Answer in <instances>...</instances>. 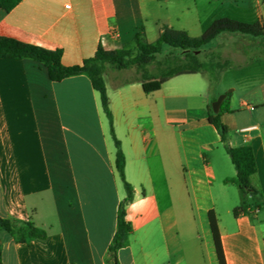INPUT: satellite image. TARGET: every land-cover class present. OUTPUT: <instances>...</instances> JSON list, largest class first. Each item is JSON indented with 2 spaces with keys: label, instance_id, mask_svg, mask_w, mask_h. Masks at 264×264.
I'll return each instance as SVG.
<instances>
[{
  "label": "crops",
  "instance_id": "crops-1",
  "mask_svg": "<svg viewBox=\"0 0 264 264\" xmlns=\"http://www.w3.org/2000/svg\"><path fill=\"white\" fill-rule=\"evenodd\" d=\"M224 17L264 26V1L22 0L10 12L0 9V37L62 49V64L71 67L100 45H131L140 27L154 43L163 27L199 37ZM218 40L217 62L230 66L214 85L201 72L146 94L130 69L104 74L134 189L127 207L133 233L118 264H220L211 212L226 264H264V36L222 33ZM220 95L227 143L209 121ZM226 144L255 155L251 181L259 194L248 213L235 215L240 204L228 201L236 170ZM120 179L110 123L89 76L53 82L40 62L0 59V217L31 221L48 234L17 243L1 233L3 264H110L126 197Z\"/></svg>",
  "mask_w": 264,
  "mask_h": 264
},
{
  "label": "trees",
  "instance_id": "trees-1",
  "mask_svg": "<svg viewBox=\"0 0 264 264\" xmlns=\"http://www.w3.org/2000/svg\"><path fill=\"white\" fill-rule=\"evenodd\" d=\"M22 0H0V9L10 12ZM264 1V0H263ZM231 33L250 36L253 38L264 36V26L260 22L247 23L228 17L216 19L208 29L199 37H191L185 31L163 27L158 40L148 43L145 28H138L133 43L117 50H106L99 46L95 55L85 59L81 65L66 67L62 64L63 50H49L35 45L21 43L15 39L0 37V59H32L42 63L49 72L53 82L87 74L93 88L99 92L103 110L109 120L111 134L116 146V169L124 183L126 197L121 201L118 210L117 230L109 247L110 264H118L117 252L127 246L133 233V226L127 219V207L133 201L134 189L125 177L126 159L121 143L116 138L113 128V114L109 107L107 87L104 74L108 70H127L136 67L139 80L143 83L146 94L160 91L170 79L181 75H193L201 72L212 71L211 84L217 82L218 73L230 66L226 62H205L200 60L198 53L208 44L213 42L220 34ZM180 52L177 56H167L161 61H156V56L161 54L165 47ZM156 65V70L151 71L150 66ZM212 108V107H210ZM226 110L224 104L220 113L214 114L211 110L209 121L221 133L222 141L227 143L228 127L221 121V113ZM229 110V109H227ZM227 152L235 167L236 175L229 182L234 183L239 190L241 203L234 210V214L248 213L251 209L249 200L257 197L258 190L253 186L251 178L257 172V163L253 149L249 146L229 147ZM217 255L220 264H226L221 243L218 220L214 212L209 215ZM6 233L17 243H30L35 240L45 241L48 234L31 221H21L0 217V234ZM0 264H3L2 241L0 238Z\"/></svg>",
  "mask_w": 264,
  "mask_h": 264
},
{
  "label": "rangeland",
  "instance_id": "rangeland-1",
  "mask_svg": "<svg viewBox=\"0 0 264 264\" xmlns=\"http://www.w3.org/2000/svg\"><path fill=\"white\" fill-rule=\"evenodd\" d=\"M218 41H213L212 43L208 44L207 46H205L199 53H198V57L200 58V60L205 61V62H217V54L215 52V48L218 44ZM240 44H244L240 42ZM180 55V52L172 50V48L170 47H165L162 51L161 54H158L156 56V61H161L163 60L165 57L167 56H177ZM222 63V62H221ZM149 69L151 71H155L156 70V65H152L149 67ZM130 70H132L134 73H137L136 67L133 66ZM211 73H213L212 71H206L204 72V75H206V77L208 78ZM120 183L122 186V189L125 191V187L124 184L122 182V180L120 179ZM230 187V195L228 196V201H233L234 200V204L239 205L241 203V198H240V193L239 190L237 188L236 185L232 184ZM3 235L8 236V234L3 233Z\"/></svg>",
  "mask_w": 264,
  "mask_h": 264
},
{
  "label": "water",
  "instance_id": "water-1",
  "mask_svg": "<svg viewBox=\"0 0 264 264\" xmlns=\"http://www.w3.org/2000/svg\"><path fill=\"white\" fill-rule=\"evenodd\" d=\"M226 95H220L218 99L212 103V110L215 114H218L220 111L221 104L225 99Z\"/></svg>",
  "mask_w": 264,
  "mask_h": 264
},
{
  "label": "built area",
  "instance_id": "built-area-1",
  "mask_svg": "<svg viewBox=\"0 0 264 264\" xmlns=\"http://www.w3.org/2000/svg\"><path fill=\"white\" fill-rule=\"evenodd\" d=\"M68 8H69V6H67ZM251 128H248V129H245V131H248V130H250Z\"/></svg>",
  "mask_w": 264,
  "mask_h": 264
}]
</instances>
